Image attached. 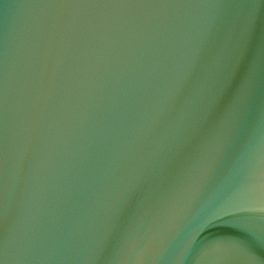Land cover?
Here are the masks:
<instances>
[{"label":"snow or ice","instance_id":"obj_1","mask_svg":"<svg viewBox=\"0 0 264 264\" xmlns=\"http://www.w3.org/2000/svg\"><path fill=\"white\" fill-rule=\"evenodd\" d=\"M261 2H264V0H261ZM259 241L261 240H258L253 233L250 234L247 240H237V249L246 257L247 264H264V256L258 254L255 247ZM0 264H4L3 259H0Z\"/></svg>","mask_w":264,"mask_h":264}]
</instances>
